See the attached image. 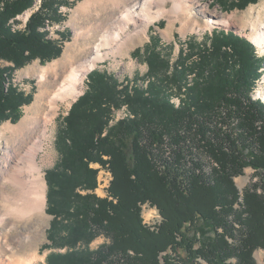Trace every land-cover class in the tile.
Returning <instances> with one entry per match:
<instances>
[{"label": "trees", "instance_id": "trees-1", "mask_svg": "<svg viewBox=\"0 0 264 264\" xmlns=\"http://www.w3.org/2000/svg\"><path fill=\"white\" fill-rule=\"evenodd\" d=\"M35 2L0 0V59L15 67L62 52L63 42L40 29L49 18L60 20L61 1L42 0L25 29L8 25ZM152 39L134 52L145 56L147 75L155 77L147 88L121 87L94 70L60 129L61 157L46 175L47 212L54 215L49 237L68 249L50 252L41 264H258L255 252L264 249V100L254 89L263 58L252 42L224 29L204 38L212 46L192 40L174 64L160 39ZM15 67L0 65V122L16 121L32 99L11 81ZM172 84L185 87L180 104L170 97ZM123 104L134 114L111 124V108ZM94 163L112 173L105 197L95 192ZM248 167L257 179L241 191L235 178ZM147 203L159 209V226L144 223ZM100 233L110 242L91 249Z\"/></svg>", "mask_w": 264, "mask_h": 264}, {"label": "rangeland", "instance_id": "rangeland-1", "mask_svg": "<svg viewBox=\"0 0 264 264\" xmlns=\"http://www.w3.org/2000/svg\"><path fill=\"white\" fill-rule=\"evenodd\" d=\"M59 1H61L58 7V13L61 15L60 20H57V18L53 20L49 18L46 20L44 27L40 28L50 32V35L48 36L49 38L63 42L62 52L59 56L48 60L36 58L22 67H15L14 62L0 59V65L6 67H15L9 74V76L11 75L12 77L11 81L15 85H18L27 94L31 93L30 95L32 96V99L28 103H25L20 107L19 117L16 121L12 119L3 120L0 122V127L5 123H9L11 125L17 124L25 115L26 108L33 105L36 100L37 93L43 88L47 87L50 94L57 91L62 78L66 75L65 70L67 68L59 70L57 75H53L51 72L46 75L44 80H41L40 74L42 73L44 67L50 66L56 60H60L64 55L70 56L69 53L66 54V50L69 47H71L69 49L74 48V51L72 50L73 54L71 56L72 61L68 62L69 65H74L86 59L88 57V51L100 43L99 39H101V36L104 34L106 27H109V24L104 26V21L107 20L110 10L105 9L104 6L100 7V5L94 4L96 7L92 5V9L89 8L90 10L87 9L84 12L79 10L80 4L83 2V0ZM236 1L237 0H225L223 4L219 2V0H201L197 4L191 5L190 19L185 18V16L176 18V14L167 13L165 16L156 20V22L150 23L147 29V34H142L140 36L139 33H141L140 31L144 28V24L139 22L137 25H130V27L127 29V33L124 32L123 34L124 45L122 48H120L116 53L110 52L107 54L105 51L108 50L104 51L105 55L107 54L106 57L88 72L85 77L84 88L81 94L75 100L70 99L67 104H64L62 109L56 115L55 132L53 136V157L44 169L45 179L48 170L52 169L61 157L58 150V136L60 129L66 126V117L69 115V112L75 101H77L78 98L89 89L90 73L94 70H100L103 72L105 71L111 77H115L120 82L121 87L122 85H126L130 88L137 86L143 89L147 88L149 83L152 82L155 77L153 78V76L147 75L149 65L144 59L145 56H137L134 54V52L137 48H143L147 43L150 42L152 38H154V36H157L160 39L159 45L161 46L160 48H162L163 52L167 54L170 52L172 64H174L178 58L181 50H185L184 52H187V50L190 49L189 43L192 40L203 42L202 45L207 43L208 46H212L210 44L211 40H204V38L207 35H210L216 29H224L226 32H233L239 37H242L244 40L252 42L255 45L256 54L263 58L257 72L259 77H256L257 79L255 78L256 86L254 89V97L264 100V51L251 38V34L253 33L252 25L258 23L259 21H264V0L250 2L245 7L237 6ZM41 4L42 0H36L32 7L26 9L22 14H19L14 19L10 20L8 23L10 28L13 30V28L18 26V22H21L23 25H27L30 16L37 9H39ZM167 6L170 8L172 6V1H168ZM202 6H205L207 11L203 12ZM215 11L218 12V16L216 18H219V14H221L222 18L224 17L225 20H228V23L225 25L213 24L210 20H212L214 16L211 13H214ZM259 16H261V19H259ZM128 33H134L133 37L129 36ZM77 38L79 41L76 40ZM77 42L79 43L77 44ZM172 70L173 68H171L170 72H172ZM194 76V74L188 75L187 82L191 84L193 82ZM9 84L10 82L7 83L6 87H8ZM171 86L172 89L169 90V93H171L170 97L173 99V101L180 104L181 99L186 98L184 93L185 87L183 88V91H181L175 84H172ZM46 100L49 101L47 96L41 100V104H43L44 108H48L49 105ZM111 109V124H114L119 119H123L128 116L131 117L132 114H134L132 111H130L127 104H123L120 108L112 107ZM9 138L10 137H7L6 135H0V152L7 148L6 141H8ZM9 145L11 144H8V146ZM92 166L99 169L98 188L95 190V192L99 196L105 197L108 195L107 189L111 183L112 173L110 170L104 169L98 163H94ZM255 171L256 170L253 167H248L245 169L243 175L237 176L235 178V183L241 191H243L244 188L249 186L251 182L257 179ZM81 192L84 194L86 193V190L83 188L81 189ZM46 208H48V199ZM144 208L145 211L142 215L144 223L149 227L159 226L163 221V217L159 209L150 203L145 204ZM53 218L54 215L48 213L46 209V222L43 225L41 237L37 239H28L26 241L29 243L26 247V255L30 256L32 254H37L39 260L36 262V264L46 263L47 255L50 252H65L68 249L66 246H55L52 239L49 237L51 221ZM10 227L14 226L10 225ZM24 227L25 224H19L14 229H11V236L9 240L10 243L16 246L20 245ZM153 229L157 230L156 227ZM33 235L35 236V233H33ZM109 242L110 240L105 235H103V233H100L89 243V247H91V249H97L101 244H107ZM81 245L84 246V244L80 243L79 246ZM20 248L25 247L21 245ZM180 255L183 259L186 258V252L184 250H181ZM255 257L258 264H264V249H257L255 252Z\"/></svg>", "mask_w": 264, "mask_h": 264}, {"label": "bare ground", "instance_id": "bare-ground-1", "mask_svg": "<svg viewBox=\"0 0 264 264\" xmlns=\"http://www.w3.org/2000/svg\"><path fill=\"white\" fill-rule=\"evenodd\" d=\"M168 1H172L170 8L167 6ZM200 1L83 0L81 2L79 10L84 12L89 8L92 9L94 4L110 10L107 20L104 21V26L109 24V27H106L99 39L100 43L88 51L86 59L74 65L68 64L72 61L74 49L69 47L66 54L69 53L70 56L64 55L60 60L44 67L40 74L41 80L51 72L57 75L59 70L67 68L57 91L50 94L47 87L43 88L37 93L33 105L26 108L25 115L17 124L5 123L0 127V135L10 137L6 141L7 148L0 152V264H36L39 260L37 254L26 255V247L29 244L26 241L41 237L46 222L47 182L44 169L53 157L55 119L62 106L81 94L85 77L93 67L110 52L116 53L122 48L123 34L127 33L130 25L142 22L144 28L142 27L139 36L147 34L150 23L156 22L167 13L176 14V18L185 16L190 19L191 5ZM202 11H207L205 6H202ZM217 13V11L211 13L215 18L210 21L213 24H227L228 20L222 18L221 14L216 18ZM252 32V40L264 51V21L253 24ZM128 35L133 37L134 33ZM76 40L79 41L78 38ZM104 51L107 52L106 55ZM46 96L49 98V101L46 100L49 103L48 108H44L41 104V100ZM19 224H25V227L21 243L16 246L9 242L10 232ZM21 245L25 248H20Z\"/></svg>", "mask_w": 264, "mask_h": 264}, {"label": "built area", "instance_id": "built-area-1", "mask_svg": "<svg viewBox=\"0 0 264 264\" xmlns=\"http://www.w3.org/2000/svg\"><path fill=\"white\" fill-rule=\"evenodd\" d=\"M28 17H29V15H28ZM25 24H26V23H25ZM25 27H26V25H23V24H21V22H18V26H16L15 29H16V28H19V29H25ZM144 207H145V205L143 206V209H144V210H143V213H144V211H145V208H144Z\"/></svg>", "mask_w": 264, "mask_h": 264}]
</instances>
